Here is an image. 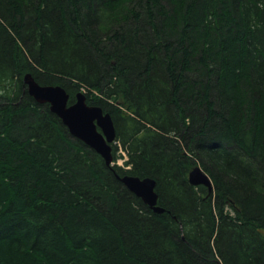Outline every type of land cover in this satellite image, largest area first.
<instances>
[{
  "label": "trees",
  "instance_id": "obj_1",
  "mask_svg": "<svg viewBox=\"0 0 264 264\" xmlns=\"http://www.w3.org/2000/svg\"><path fill=\"white\" fill-rule=\"evenodd\" d=\"M28 73L109 112L130 168ZM0 264H264V0H0Z\"/></svg>",
  "mask_w": 264,
  "mask_h": 264
},
{
  "label": "water",
  "instance_id": "obj_2",
  "mask_svg": "<svg viewBox=\"0 0 264 264\" xmlns=\"http://www.w3.org/2000/svg\"><path fill=\"white\" fill-rule=\"evenodd\" d=\"M29 94L39 104H48L53 114L58 116L70 134L85 143L112 166L113 148L117 132L112 115L98 105H89L85 93L79 92L76 101L69 104L70 95L61 85H42L31 73L24 77ZM122 183L156 213L165 211L158 204L157 181L151 177L139 178L126 175ZM189 182L193 186H206L213 189V183L201 167L196 166L189 173Z\"/></svg>",
  "mask_w": 264,
  "mask_h": 264
},
{
  "label": "rangeland",
  "instance_id": "obj_3",
  "mask_svg": "<svg viewBox=\"0 0 264 264\" xmlns=\"http://www.w3.org/2000/svg\"><path fill=\"white\" fill-rule=\"evenodd\" d=\"M120 152H121V150H120V148H118V151H117L116 153H117V154H120ZM117 164H118L119 166L125 167L126 169L130 168L129 165H128V166H125V160L122 159V158H120V159L117 161ZM112 165H113V162H112Z\"/></svg>",
  "mask_w": 264,
  "mask_h": 264
}]
</instances>
